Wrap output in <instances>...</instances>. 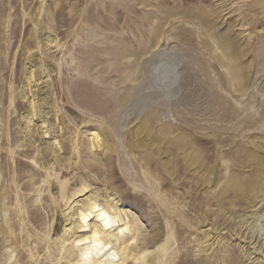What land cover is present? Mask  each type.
<instances>
[{
    "label": "rangeland",
    "instance_id": "obj_1",
    "mask_svg": "<svg viewBox=\"0 0 264 264\" xmlns=\"http://www.w3.org/2000/svg\"><path fill=\"white\" fill-rule=\"evenodd\" d=\"M56 174L128 215L107 264H264V0H0V264H81Z\"/></svg>",
    "mask_w": 264,
    "mask_h": 264
},
{
    "label": "bare ground",
    "instance_id": "obj_2",
    "mask_svg": "<svg viewBox=\"0 0 264 264\" xmlns=\"http://www.w3.org/2000/svg\"><path fill=\"white\" fill-rule=\"evenodd\" d=\"M233 48L235 49L236 47L233 45ZM232 53L235 54V50H233ZM244 81L246 82L245 74L241 78L239 84L240 89L244 88ZM30 121L29 119V122ZM46 135L47 132H45L44 138H49V135ZM89 136L91 137L89 140L91 143H88L90 145V151L93 148L98 149L102 146L97 131H92ZM54 146H56V144ZM57 148L61 150L63 146ZM73 150L76 154L79 153L76 148ZM105 150H109L107 144ZM50 176L51 175L48 173L47 177ZM54 176L63 205L68 209L66 214L68 223H65L62 232L58 236V245L56 244L58 252L60 253L70 246V248L78 252L81 264H107L108 261L113 259H118L119 261H123L122 263H127L134 259L135 254L132 249L134 233L131 221L126 212L118 207L117 201H115L116 198H114L113 195L106 199H102L101 197L102 200L98 198V195L84 197L87 194L85 187H77L75 193L78 198L73 202L67 197V182L61 180L58 174ZM80 198H83L82 203L78 204L77 201H81ZM75 208V214L71 213L75 211ZM73 214L76 215L75 218H73ZM72 219H74L73 222L71 221ZM168 244L169 239L167 238L162 246L164 252ZM153 252V256H150L151 251H146L144 253V258L147 263L151 262L150 264H153L154 262V264H157L159 261V251L154 250Z\"/></svg>",
    "mask_w": 264,
    "mask_h": 264
}]
</instances>
